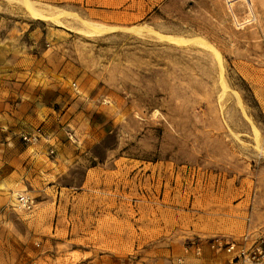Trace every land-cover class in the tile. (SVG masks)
I'll return each instance as SVG.
<instances>
[{"label": "rangeland", "instance_id": "1", "mask_svg": "<svg viewBox=\"0 0 264 264\" xmlns=\"http://www.w3.org/2000/svg\"><path fill=\"white\" fill-rule=\"evenodd\" d=\"M36 8L51 19L31 21L58 31L52 62L76 102L71 124L58 106L59 130L42 139L46 169L36 179L29 166L0 205V264H195L210 252L241 264L237 250L186 247L264 239V0H143L137 27L115 34ZM22 194L29 211L15 207Z\"/></svg>", "mask_w": 264, "mask_h": 264}, {"label": "crops", "instance_id": "2", "mask_svg": "<svg viewBox=\"0 0 264 264\" xmlns=\"http://www.w3.org/2000/svg\"><path fill=\"white\" fill-rule=\"evenodd\" d=\"M24 1L0 0V205L7 202L9 195L6 193L24 187L29 166L33 165L36 179L40 176L41 167L46 169V165L38 160L44 157L47 145L42 140L37 144H27L21 137L41 129L47 140L53 142L52 136L59 130L58 124L62 120L58 106L65 107V121L69 122L70 117L71 124L76 102L57 80L62 62H52V49L56 42H51V39L57 36L58 31L33 23ZM26 1H31L35 7L47 6L77 15L86 23L111 29L106 34L135 28L144 17L143 0ZM41 38H45L48 50H39ZM7 53H15L16 60H8ZM54 59L57 60L56 56ZM55 167L53 175L58 172L60 161ZM230 261L229 257L210 252L209 257L194 262L229 264ZM172 262L178 264L175 259ZM180 262L192 264L184 257Z\"/></svg>", "mask_w": 264, "mask_h": 264}, {"label": "built area", "instance_id": "3", "mask_svg": "<svg viewBox=\"0 0 264 264\" xmlns=\"http://www.w3.org/2000/svg\"><path fill=\"white\" fill-rule=\"evenodd\" d=\"M76 90V85H71ZM45 136L41 129H37L33 133L23 135L21 140L27 144H36ZM47 139V138H46ZM53 151H50L52 154ZM34 206V200L27 195H18L15 200V207L21 210L29 211ZM203 244H206L212 250L223 249L227 253H232L237 250L238 256L235 258L241 264H264V239H252L249 234L242 237L240 242L233 240H212L202 243L201 239L189 242L187 248L192 249L196 254L200 253Z\"/></svg>", "mask_w": 264, "mask_h": 264}, {"label": "bare ground", "instance_id": "4", "mask_svg": "<svg viewBox=\"0 0 264 264\" xmlns=\"http://www.w3.org/2000/svg\"><path fill=\"white\" fill-rule=\"evenodd\" d=\"M31 2V1H30ZM30 2H28V1H24V6H25V9H26V11L28 12V14L29 15H31L32 17H34V18H36V19H44V20H50L51 19V17H49V16H47L48 15V13L47 14H43L39 9H37L36 7H35V5H32ZM41 10H42V8H41ZM53 10V9H52ZM45 11V10H44ZM53 11H55L56 12V10H53ZM47 12V11H46ZM49 12V11H48ZM58 12V11H57ZM60 12V11H59ZM63 12V11H62ZM45 13V12H44ZM57 14V13H56ZM59 15V14H58ZM54 16V15H53ZM56 17H54V19H55ZM83 21V20H82ZM84 24H82L83 26H84V30H87L88 32H90V33H92V34H99V33H103V32H108V30L109 29H107V28H97L96 26H94L93 24H89V23H85V22H83ZM110 31H111V29H110ZM149 31V30H148ZM136 32H137V30H136ZM135 32V33H136ZM153 32V31H152ZM150 33V32H149ZM148 33V34H149ZM147 34V33H146ZM153 34V33H152ZM152 34H149V36L150 35H152ZM145 36V35H144ZM152 36H154L156 39L158 38V39H160V40H163L164 41V39H167V40H169V41H174V42H179V43H186V42H192V43H197V44H201V45H206L203 41H201V40H198V39H190V40H184V39H180V38H176V37H172V36H163V35H160V34H154V35H152ZM151 37V36H150ZM152 39V38H151ZM240 106V105H239Z\"/></svg>", "mask_w": 264, "mask_h": 264}]
</instances>
